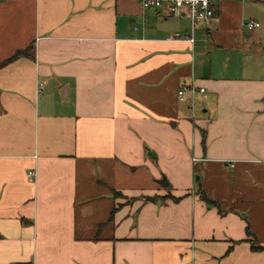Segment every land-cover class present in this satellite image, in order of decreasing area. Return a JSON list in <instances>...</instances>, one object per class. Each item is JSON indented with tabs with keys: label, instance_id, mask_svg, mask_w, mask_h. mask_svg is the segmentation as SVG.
I'll return each instance as SVG.
<instances>
[{
	"label": "crops",
	"instance_id": "0c3cea01",
	"mask_svg": "<svg viewBox=\"0 0 264 264\" xmlns=\"http://www.w3.org/2000/svg\"><path fill=\"white\" fill-rule=\"evenodd\" d=\"M245 1L190 43L135 0H0V63L31 46L0 69V264H264V64L213 65Z\"/></svg>",
	"mask_w": 264,
	"mask_h": 264
},
{
	"label": "built area",
	"instance_id": "2783aa9c",
	"mask_svg": "<svg viewBox=\"0 0 264 264\" xmlns=\"http://www.w3.org/2000/svg\"><path fill=\"white\" fill-rule=\"evenodd\" d=\"M143 11L146 10H160L164 11L170 16L186 17L189 20L191 34L182 35L174 33L169 38L171 40H184L190 43L193 42V31L196 26H201L207 32L215 30L217 19V3L220 0H135ZM244 1V0H241ZM259 24L250 21L245 24L247 32H251L258 28ZM186 92L192 95L198 93L205 96L204 89L195 88L193 86H182L178 91V99L180 102L184 101V94ZM28 178L31 180L35 177V171L27 173Z\"/></svg>",
	"mask_w": 264,
	"mask_h": 264
},
{
	"label": "rangeland",
	"instance_id": "374dc122",
	"mask_svg": "<svg viewBox=\"0 0 264 264\" xmlns=\"http://www.w3.org/2000/svg\"><path fill=\"white\" fill-rule=\"evenodd\" d=\"M239 18L242 22L243 26V43L241 44V50L237 52H230L231 56L228 58V61L225 60V56L220 57V59L213 58V65L215 73L220 74L224 71L223 63H230V67H234L236 65L241 66L242 64L245 66L248 61V56H252V61L250 62V66L253 64H264V53L261 51L264 50V5H257L251 1H245L242 3L240 8ZM177 19L176 16H170L168 20ZM253 21L259 24V27L254 29L251 32H247L245 29V24ZM201 26H196L195 31L197 32ZM191 30V28H190ZM261 51L262 54H259ZM167 198H171V196H167Z\"/></svg>",
	"mask_w": 264,
	"mask_h": 264
},
{
	"label": "trees",
	"instance_id": "16d2710c",
	"mask_svg": "<svg viewBox=\"0 0 264 264\" xmlns=\"http://www.w3.org/2000/svg\"><path fill=\"white\" fill-rule=\"evenodd\" d=\"M30 50H31V46H28V47H26L23 50L16 51L13 55H11L10 57H8L7 59H5L3 62L0 63V69L3 68L4 66L10 64L11 62L17 60L18 58L28 57L29 56V53H30ZM202 138H204V135H202ZM199 197L204 202H206L208 205L215 204V202L208 200L206 198L205 194L202 191H199ZM248 234L249 235H247L246 241L249 243L251 251H253V252H261V251H264V247L261 246L260 244H258V242L255 239V237L251 236L250 233H248Z\"/></svg>",
	"mask_w": 264,
	"mask_h": 264
},
{
	"label": "water",
	"instance_id": "95a60500",
	"mask_svg": "<svg viewBox=\"0 0 264 264\" xmlns=\"http://www.w3.org/2000/svg\"><path fill=\"white\" fill-rule=\"evenodd\" d=\"M158 183H159V185H161V186H165V185H167V182H166L165 180H161V181H159Z\"/></svg>",
	"mask_w": 264,
	"mask_h": 264
}]
</instances>
